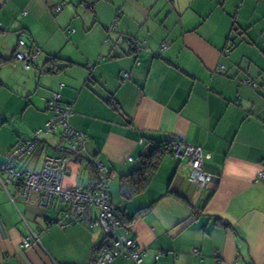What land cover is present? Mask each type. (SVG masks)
<instances>
[{
    "label": "crops",
    "instance_id": "0c3cea01",
    "mask_svg": "<svg viewBox=\"0 0 264 264\" xmlns=\"http://www.w3.org/2000/svg\"><path fill=\"white\" fill-rule=\"evenodd\" d=\"M16 50L39 51L31 68ZM60 82L69 122L87 136L63 185L92 191L89 160L102 162L144 264H264V0H0V166L45 125ZM170 135L208 153L218 182L198 188L186 159L166 153L124 197L121 177L150 140ZM57 139L43 137L17 168L39 170ZM18 193L0 182V264H93L99 230L61 228L57 201L45 208ZM32 233L38 242L22 248Z\"/></svg>",
    "mask_w": 264,
    "mask_h": 264
},
{
    "label": "built area",
    "instance_id": "2783aa9c",
    "mask_svg": "<svg viewBox=\"0 0 264 264\" xmlns=\"http://www.w3.org/2000/svg\"><path fill=\"white\" fill-rule=\"evenodd\" d=\"M62 5L55 7L59 12ZM119 38L123 39L122 35ZM24 45L23 40H18ZM164 46V45H163ZM139 48L141 46L138 45ZM38 50L21 52L16 50L14 57L24 64L25 69L33 66L38 56ZM227 56L229 49L224 50ZM223 66H220V69ZM129 74L124 73L123 79ZM252 86L254 82L249 81ZM64 83L60 82L51 97L47 100L46 109L49 118L45 125L34 131L31 138L18 142L6 154L5 162L0 169L5 178H0L3 186L12 183L18 187V197L28 201L32 195L37 196V204L41 207H50L57 201L62 207L53 220L59 227L65 228L73 224L84 223L91 229L99 227L104 233L100 241L93 264H109L114 258L122 255L127 257L131 264H144V250L128 235V231L120 224L115 215V208L110 200L109 180L110 173L100 161L90 159L96 168L97 188L87 191L77 186L63 185V179L69 172L70 162L78 160L84 149L87 136L84 132L73 127L70 122L72 108L70 103L61 100L60 90ZM56 134L58 139L54 145V153H46L39 170H20L17 164L31 156L43 137ZM171 141L172 156L179 162L185 158L190 173L188 179L198 188L205 189L212 183H217L219 176L204 167V161L210 158L201 147L182 142L178 137L168 136ZM258 179H264V162L258 173ZM96 209V213L93 210ZM38 242V235L32 233L21 241V246L27 249Z\"/></svg>",
    "mask_w": 264,
    "mask_h": 264
},
{
    "label": "trees",
    "instance_id": "16d2710c",
    "mask_svg": "<svg viewBox=\"0 0 264 264\" xmlns=\"http://www.w3.org/2000/svg\"><path fill=\"white\" fill-rule=\"evenodd\" d=\"M256 86H253V87H256ZM170 143H171V141L168 138V136H166L162 142L159 140H150L149 146L147 147L146 151L141 155L140 166L138 168L134 169L133 171H131L130 173L123 175L121 177L120 189H121V194L124 197L129 198L132 195L140 192L145 187V185L147 184V182L149 181V179L153 175L155 169L157 168V165H158L160 159L162 158V156L166 153L172 155ZM89 162H90V165L92 167L94 177L96 179V182H95L96 183L95 189H96L97 185H98V181L96 178V168H95V166L91 160H89ZM216 175H218V174H216ZM54 203H55V201L52 203V205H54ZM114 211H115V215H116L117 219L120 221V217H119V214L116 210V207H115ZM120 224L126 228L124 223H122L121 221H120ZM95 229L99 230L102 233V235H103L102 238H103L104 233L102 232V230L99 227H97ZM99 245H100V243H99ZM99 245H98V247H99Z\"/></svg>",
    "mask_w": 264,
    "mask_h": 264
},
{
    "label": "rangeland",
    "instance_id": "374dc122",
    "mask_svg": "<svg viewBox=\"0 0 264 264\" xmlns=\"http://www.w3.org/2000/svg\"><path fill=\"white\" fill-rule=\"evenodd\" d=\"M51 152H53V151L51 150Z\"/></svg>",
    "mask_w": 264,
    "mask_h": 264
}]
</instances>
